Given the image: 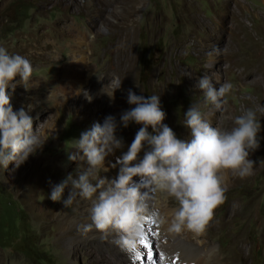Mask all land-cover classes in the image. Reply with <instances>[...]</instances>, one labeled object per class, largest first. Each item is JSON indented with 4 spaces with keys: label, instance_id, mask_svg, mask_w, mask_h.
<instances>
[{
    "label": "rangeland",
    "instance_id": "obj_1",
    "mask_svg": "<svg viewBox=\"0 0 264 264\" xmlns=\"http://www.w3.org/2000/svg\"><path fill=\"white\" fill-rule=\"evenodd\" d=\"M46 40L55 44L48 49L36 48ZM76 40L88 43L89 63L99 72L94 78L109 77L106 87H125L124 79L133 76L138 95H159L169 127L180 139L185 140L190 133L183 120L193 104L208 114L214 110L204 105L203 93L196 88L204 75L217 88L224 82L235 86L225 109L216 117L217 127L230 130L235 126L234 118L243 111L264 107V0H0V47L31 61L35 69L31 80H44L47 88L56 79L69 83L71 76L65 78L58 68L70 61L71 46H79ZM217 47L221 54L210 57L208 53ZM19 82L17 77L13 81L16 95L11 87L7 90L13 105L12 97L23 101L28 94L37 95L33 84L26 90ZM55 104H46L32 116L34 130L45 125L42 132L39 128L47 139L42 150L30 155L19 168L14 163L5 170L0 168V264H132L126 260L125 250H119L116 234L104 238L90 231L86 238L87 233L78 230L91 223L90 201L81 209L75 203L65 208L62 201L70 186L60 202L50 199L54 185L69 174L77 177V162L68 157L77 152L75 140L94 124L91 114L82 113L81 104L72 102L57 108L58 125L48 123L49 114L42 111ZM257 118L261 141L250 156L255 161L254 172L227 185V199L215 210L204 234L169 231L178 207H156L167 219L165 224L145 223L153 230L154 237H149L155 244L153 251L162 254L164 263L170 258L175 260L172 264H179L186 253L181 244H185L203 253L208 250L234 256L224 261L226 264H264V113L257 111ZM140 127L134 122L127 128L120 125L116 135L124 144L135 138ZM107 173L115 178L113 172ZM232 202L247 214L235 216L216 232L213 224L224 219ZM69 212L71 217H85L89 222L77 221V226L70 225L72 234L66 235L58 221ZM92 230H96L94 226ZM240 236L243 240L235 244ZM138 249L142 251L139 245ZM210 261L201 264H212Z\"/></svg>",
    "mask_w": 264,
    "mask_h": 264
},
{
    "label": "clouds",
    "instance_id": "obj_2",
    "mask_svg": "<svg viewBox=\"0 0 264 264\" xmlns=\"http://www.w3.org/2000/svg\"><path fill=\"white\" fill-rule=\"evenodd\" d=\"M221 51L217 47L208 55L219 56ZM34 71L29 59L0 47V168L4 170L10 163L19 168L30 155L42 150L47 140L39 128H33L34 118L29 114L32 107L14 111L7 91L9 87L15 90L13 81L17 76L27 90ZM196 88L203 93L204 105L219 112L225 109L227 97L235 86L224 82L217 88L204 75L198 79ZM127 103L135 107L124 111L119 123L115 116L108 115L103 124L94 123L75 140L74 148L83 155L70 154L68 158L79 159L87 166H78L76 178L69 174L54 185L50 199L60 202L70 186L68 197L62 201L65 208L78 203V197L91 202V223L78 230L86 234L94 226L104 238L116 234L115 242L129 251L135 250L144 236L148 220L167 223L155 206L161 192L179 205L170 232L188 230L204 234L214 219L215 210L227 199L226 172L241 179L254 172L255 161L250 156L260 147L261 122L257 111L264 113V107L243 111L234 118L235 126L226 130L213 126L209 114L200 105L193 104L183 120L190 130V138L184 140L163 123L166 113L159 95L145 97L128 89ZM132 122L141 127L128 151L111 164L112 168L119 165L118 175L113 179L102 176V171L109 170L105 167L106 158L123 146L122 138L116 135L118 127L127 128ZM145 146L148 150L138 159ZM134 177H139V182Z\"/></svg>",
    "mask_w": 264,
    "mask_h": 264
},
{
    "label": "bare ground",
    "instance_id": "obj_3",
    "mask_svg": "<svg viewBox=\"0 0 264 264\" xmlns=\"http://www.w3.org/2000/svg\"><path fill=\"white\" fill-rule=\"evenodd\" d=\"M121 28L126 29L124 26L121 27ZM83 38L86 40V36H84ZM90 39H91V36H89L87 34L88 42H90ZM75 43L78 44L79 46L74 47V48H73V46H71L72 50H71V55H70L71 56L70 61L67 62V63L62 64L58 68V72L61 75H64L65 78H66V76L67 77L71 76V80L69 81V83H66L65 81H62L60 79H56L53 82L52 87H48L47 88V83L44 80H41V79L31 80L29 84H33V86L35 88V93L37 95L28 94L27 96H25L26 99L25 100L23 99V101H17V100L15 101V99L12 97V103L14 102V105L12 104L13 108L15 109V111H18L22 107L25 108V110H28V106H31L32 110L29 112V114L31 116H33L37 112V110H39L40 108L44 107L46 104H49L50 102H55L56 104H55V106L53 105L54 107L46 108L44 111H42V113L49 114V116L47 117L48 123L50 121H52V122H55L56 125H58V122H57L58 121L57 120V118H58V115H57L58 109L57 108H66L68 103L72 102V103H76L78 105L81 104L82 113H86V112L90 113L91 114V118H92L94 123L99 122V123L103 124L104 119L106 117V115H105L106 113H108V115H113V116H117L118 115V118L116 117L117 118L116 120L119 123L121 114L124 111H126L127 109H130V105L127 103V90L128 89H132V91L135 92L138 95V90L136 89V87L134 85V77L131 76L128 79H124L125 87H121V88H118L117 86L115 88L106 87L107 83L110 81L109 77H105L104 80L94 78L95 76L98 75L99 72L95 68H93L94 66L91 67V65L89 63V61H90V59H89L90 56L89 55L90 54L86 51V50L89 49L88 43L87 42H84V43L83 42H78V40H76ZM91 43L92 42H90L89 45H91ZM53 44H55V43L54 42L51 43L50 41L46 40V41H44L42 43V45L40 47H36V48L37 49L45 48V47L47 48L48 46H51ZM200 47H203V46L200 45ZM29 50H30V48H29ZM33 52L34 51H32V54H33ZM129 73H126L125 76L128 75ZM17 79L20 80L21 78L19 76H17ZM44 88H47L46 91H44ZM12 93H13V95H16V92H15V90L13 91V89H12ZM23 94H25V93H23ZM111 102H112V104H111ZM219 114H220V111L217 112V111L213 110L212 112H210L209 117L211 119V122H212L213 126H217L218 125L219 122L216 120V117ZM164 124H166L168 126L170 125L167 118L165 119ZM44 127H45V125L42 126V127H39L41 132L44 130ZM45 132H46V130H45ZM189 138H190V133L187 132V134L185 136V140H188ZM133 140H134V138H132V137L127 139L124 142V144H123V146L121 148L114 150V153L110 154L106 158L105 167H107L109 169L107 172H113L114 175L112 174V176L116 177L118 175L119 165H117L116 168H112L111 164L116 163L117 158L121 157L124 153H126L128 151V148L130 147V145L133 142ZM146 150H148L147 146H145V149L142 150L141 153H139L138 159H142L143 158L144 151H146ZM76 154L83 155V153L80 150H78V149H77V152L75 153V155ZM76 162H77V166H76L77 169H78L79 165H83L84 167L87 166L86 162H82L79 159H77ZM109 174L108 173L106 174V172H103V174L101 173L102 176H106L107 178L112 179L111 175H109ZM237 179H239V177L238 176H233L231 174V172L226 173V183H227L228 186H230V182L231 181H234V180H237ZM133 180L135 182H139L140 178L139 177H134ZM164 194L167 195L166 193H163V192L158 194V198H157L158 204H157L156 207L165 208V205L168 206V207H171V208L179 207L178 203L172 197H169V198L166 199V196H164ZM87 201L88 200H82V199L79 198L78 199V203H76V202H74V203H75L76 206L79 207V209H81V208L84 207L82 204L87 202ZM247 211L249 213V209H247ZM246 214H247V212L245 210H242L240 205H238L236 202H232L229 205V207L227 208V210H226V214H225L224 219H222L221 221L215 222L213 224V228H214V230L216 232H219L221 230V228L225 224H227L230 221H233L235 219V216H245ZM70 215H71L70 212L66 213V215H64L62 217V219H60L58 221V223L62 222V226H61V228L63 230L62 234L68 235V233H70L69 230L71 229L70 225L74 224V225L77 226V221H81L83 223H86L88 221V219L85 218V217H82L83 219L79 220L80 219L79 216H78V218L75 219V216L71 217ZM81 222H78V223H81ZM64 224H65V226H63ZM148 229L152 230V228L150 226H146L145 225L144 226V235H147L148 237L153 236L152 235V231L153 230L151 232H148L147 231ZM162 231H163V229H162ZM92 232H93V234L102 235L97 230H92ZM189 232H191V231H189ZM70 234H72V231H71ZM162 234H163V232H162ZM170 234H168V235H170ZM88 235H91V234L87 233L86 234V238H87ZM157 236L158 235H156L155 237H157ZM165 236L167 237L166 234H165ZM160 238H159V240H160ZM241 239H242V237L240 236L238 238V240L234 241V243L235 244L238 243V241L241 240ZM157 240H158V238H157ZM163 240H165V239L163 238ZM241 244H243V243L241 242ZM138 245L141 248L143 247L142 245H140V243ZM138 245H137V247L135 249V252L132 251V250L129 251V250L124 249L122 247H121V249H119L120 251L121 250H125V252H126L125 254L127 256L126 260H128L132 264H144V263H142V261L138 262L136 260L135 253L136 252H140L141 254L143 253L142 251H140L138 249ZM181 246H184V248L186 250V253L184 252L185 255L182 256L181 261H180L179 264H201V262L203 260L204 261L205 260H211L212 264H222V263H225L224 261L229 260V258H233L234 257V256H226V254H223V253L220 254L219 252H218L219 254L215 255L214 253H208L207 252L208 250L205 253H203V252L200 251V249H198V248L195 249L194 247H187L188 245H185V244H181ZM161 247H163V246H161ZM177 249H179V248H177ZM166 251H167V249H166ZM178 252H180V251H178ZM181 253H183V252H180V254ZM163 255H165V253ZM239 256L242 257L241 252H239ZM168 257H170V256H168ZM164 258H166V256ZM171 260L175 261V260L169 258L165 263H164V261H161V263L162 264H172ZM232 260L234 262H236L235 258L232 259ZM241 261H242V259H241ZM149 263H151V261H149ZM232 264H235V263H232ZM236 264H238V263H236ZM240 264H242V263L240 262Z\"/></svg>",
    "mask_w": 264,
    "mask_h": 264
},
{
    "label": "snow or ice",
    "instance_id": "obj_4",
    "mask_svg": "<svg viewBox=\"0 0 264 264\" xmlns=\"http://www.w3.org/2000/svg\"><path fill=\"white\" fill-rule=\"evenodd\" d=\"M148 232H151V229L147 230ZM140 245H142V251L144 249L147 250L146 253H144L143 255H141L140 252H136L135 256L137 260H142L145 262L147 261H151V264H161V261L163 260V256L160 253L154 252L153 249L155 247V244L153 241L150 240V238L147 235H144L141 239H140ZM135 251V250H133Z\"/></svg>",
    "mask_w": 264,
    "mask_h": 264
}]
</instances>
